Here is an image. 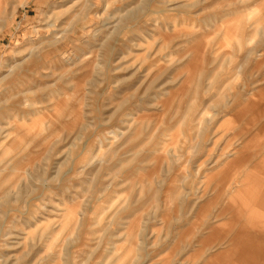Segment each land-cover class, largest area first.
<instances>
[{"label":"rangeland","instance_id":"1","mask_svg":"<svg viewBox=\"0 0 264 264\" xmlns=\"http://www.w3.org/2000/svg\"><path fill=\"white\" fill-rule=\"evenodd\" d=\"M0 125V264L264 262V0H0Z\"/></svg>","mask_w":264,"mask_h":264},{"label":"bare ground","instance_id":"2","mask_svg":"<svg viewBox=\"0 0 264 264\" xmlns=\"http://www.w3.org/2000/svg\"><path fill=\"white\" fill-rule=\"evenodd\" d=\"M31 56H33V55H31ZM30 57V56H29ZM29 62H32V60L31 61H29ZM38 62V61H37ZM40 63H41V61H40ZM29 64V63H28ZM42 66V65H41ZM35 67V66H34ZM31 68V66H29V69ZM33 70H34V68H33ZM34 72V71H33ZM38 75V74H37ZM47 77H49V76H43L42 78H36V80H30L31 81V83L28 81V82H26V85L24 86V85H22V86H24L25 87V89L24 90H22L21 88H20V86L19 87H17V89H18V91L15 93V95H11L10 96V100H9V102H11V106H9V107H7V110H6V112H4L6 115L5 116H3V120L5 121V125H8V126H11V124H12V122H14L15 120H19V118H24V116H25V114L26 113H23L22 111H20L19 112V110H18V107L21 109V110H23L22 109V106L23 105H25L24 103L26 102V101H24L25 100V98H29V95H31L32 93H34L35 95H37L36 96V99H32L31 101L33 102V104H41V102H42V97L41 96H39L38 95V92L35 90L36 89V87L39 85V83H41V81H42V79H44V80H47ZM24 78V77H23ZM26 78V77H25ZM43 80V81H44ZM21 81V80H20ZM19 81V82H20ZM16 84V83H15ZM42 85H43V83H42ZM46 85V84H45ZM10 90H11V88H10ZM34 91V92H33ZM15 92V91H14ZM8 93V92H7ZM7 93H6V95H7ZM9 93H11V91H9ZM5 95V96H6ZM9 96V95H8ZM37 101V102H36ZM36 102V103H35ZM8 105H10V104H8ZM17 108V109H16ZM34 114H37L38 112H39V110L36 108L34 111ZM9 114H11V116L9 115ZM4 125V126H5ZM3 126V125H2ZM1 125H0V131L2 130L1 129V127H2ZM3 126V127H4ZM258 127V126H257ZM259 130V129H258ZM264 130V126L263 127H261L260 128V131H263ZM250 131V130H249ZM248 131V132H249ZM257 132V131H256ZM261 133V132H260ZM258 139V138H257ZM255 145H256V147L255 148H259L260 147V149L261 148H263L264 149V141L262 140L261 142H257V143H254ZM253 144V145H254ZM262 159H264V157L262 156ZM261 159V160H262ZM263 164H264V161L262 160L259 164H257V167L258 166H261V171H264V166H263ZM259 168V167H258ZM263 173V172H262ZM264 175V174H263ZM247 178V177H246ZM246 180V179H245ZM254 184V183H253ZM258 185V184H257ZM259 186V185H258ZM260 190H262V188H260ZM258 192H260V191H258L257 189H251V188H245L244 190H242V191H240V194H243V193H246V194H248V198L250 199V200H252V201H255V200H257L258 201V198H257V196L255 195V194H257ZM259 205V204H258ZM253 214H255V213H253ZM256 216H260V214L259 215H256ZM251 220V219H250ZM252 223V222H251ZM254 225V224H253ZM240 230V229H239ZM238 230V231H239ZM243 231H245V227L243 228ZM264 231V230H263ZM237 232V231H236ZM242 233V232H241ZM247 233V232H246ZM241 236V235H240ZM216 240V239H215ZM236 240V239H235ZM234 240V241H235ZM207 243V242H206ZM263 243V242H262ZM261 243V244H262ZM234 244V243H233ZM262 248H261V251L260 252H262L263 250H264V245L263 246H261ZM233 248V247H232ZM230 249V248H229ZM231 250V249H230ZM229 250V251H230ZM229 253V252H228ZM231 254V253H230ZM230 254H229V256H230ZM228 256V255H227ZM228 256V258H230ZM224 264H228L227 262H224Z\"/></svg>","mask_w":264,"mask_h":264},{"label":"crops","instance_id":"3","mask_svg":"<svg viewBox=\"0 0 264 264\" xmlns=\"http://www.w3.org/2000/svg\"><path fill=\"white\" fill-rule=\"evenodd\" d=\"M240 151H238L240 154H242V153H253V154H258L259 156H261V159H262V156L264 157V152H255V151H249V150H244V147L243 146H241L240 147ZM258 160L255 164H253L252 166H253V170H255L256 169V167H257V164H259L262 160L264 161V159H262V160ZM243 161L241 160V163H242ZM263 166H264V164H263ZM249 175H250V177L249 178H245V176H244V178L245 179H247V181L249 182H247L248 184L244 187V188H251V189H257L258 191L260 190V188H263V181H261L259 178H257L255 175H253L252 173H248ZM254 183V184H253ZM259 186H258V185ZM243 188V189H244ZM262 202V201H261ZM261 202H259V198H258V201L257 200H255V201H253V202H250V203H247L248 205H251V206H257L258 204L260 205V203ZM249 215H251V217L253 218V219H255L254 218V215L252 214V213H250ZM256 220V219H255ZM258 221L256 220V221H254V226L252 225V226H250V227H248V233L247 234H250V235H260V236H262V241H261V243H260V245L256 248V245H253L252 243H251V245H252V247L250 248V250H257V251H259L260 250V248H261V246H263L264 245V221H262V223H261V225L260 226H258ZM262 226V227H261ZM215 229H217V228H215ZM259 229H262V230H259ZM233 246H235L234 244H233ZM233 246H230V248L231 247H233ZM240 246H241V248H243L244 247V243L243 242H241L240 243ZM254 246H255V248H254ZM238 251L240 250V249H237ZM263 256H264V250H263ZM208 260V259H207ZM210 260V259H209ZM258 263L259 264H264V262L263 261H261V260H259L258 259Z\"/></svg>","mask_w":264,"mask_h":264}]
</instances>
